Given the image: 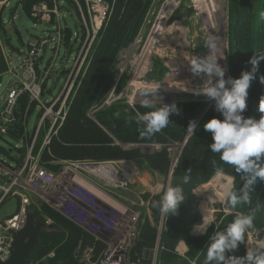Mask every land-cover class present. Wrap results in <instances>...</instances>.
<instances>
[{
	"label": "rangeland",
	"instance_id": "374dc122",
	"mask_svg": "<svg viewBox=\"0 0 264 264\" xmlns=\"http://www.w3.org/2000/svg\"><path fill=\"white\" fill-rule=\"evenodd\" d=\"M25 1L0 0L2 20L0 24V63L2 62L5 67V70L0 73V112L8 82L11 81V74H17L15 68L11 69L12 63L16 67L21 66L26 59L30 44L53 38V41H49L40 55V67L37 66L35 69L37 77L42 78L46 74L48 80L44 86H39V81L35 83L36 90H42L41 99L39 98L41 103L37 101L30 103L29 99H26V108L31 110L26 123L27 134L21 124L12 126L11 130H6L5 134L0 133V170L5 169L6 163L12 164L17 161V165L21 164L25 155L24 150L19 151L22 141L24 145L30 143L36 135L33 155L39 160L40 168L53 175V180L49 184L36 181L22 190L20 196L8 197L0 211V217H5L6 223H10L14 230H19L23 226L25 212H31L39 214L41 221L47 223L48 228L50 226L49 230L47 228L49 232L42 235L40 240L41 244L36 256L41 257L38 260L32 257L30 262L42 264L50 260L48 264H53L58 260L68 261L66 264H100L106 254L117 248L121 252L118 264H159L156 242L153 246L145 247L144 245L140 249L135 247L143 237L139 226L149 224L159 234L164 217L160 215L158 207H153V202L159 200L163 188L170 184L177 165L175 161L179 159L183 151L187 136L192 135L188 132L179 134L184 130L188 119L195 125L215 103L207 96L197 94L208 79L215 81V78L204 74L196 75L192 71L188 79L174 74L178 69L191 70L190 56L206 57L210 54V50L205 47L210 41V36L203 31L197 5L193 0H181L156 34L154 28L158 16L169 0H152L134 41L126 49L132 45L136 47L127 57L123 55L126 49L118 53L113 65L111 86L105 91L103 102H108L110 98H113V101L103 109L122 108L125 114L130 112L137 114L138 107L143 106L141 102L135 103V112L128 105L127 96H130L132 92L142 89H162L161 83L169 86L179 83L180 87L185 86V91L174 95L176 102H156V107L174 105L177 109L176 113L170 114L169 124L165 128L153 136H134L139 143L121 144L123 149L124 145L152 147L150 153H143L137 148L141 154H152L165 148L169 163L166 173L160 174L150 169L143 159L100 162L57 159L58 156H55L51 150L52 139L57 138L58 132L65 124L74 100L87 77L94 53L109 21L112 6L108 19L92 38L87 30L81 27L82 21L71 0L32 1L27 13L23 10ZM214 1L220 14L221 40L226 60V79H228L231 78L230 73L233 70H251L248 61L256 55L254 52L256 48L254 46L251 53L247 54L244 46L251 41L250 37L256 36L257 24L264 25V18L261 17V13L264 12V0H251L245 21L250 16L253 19L252 25L250 26L249 23L247 27L230 21L231 0ZM40 3H44L46 7L45 15L48 17L44 21L33 17L31 12V7ZM58 28L61 32L60 44L56 36ZM170 28L172 30L162 39L160 36ZM157 42H159L158 45H156ZM180 43L183 45L181 46ZM144 47L146 48L142 63L135 68V63ZM79 51H83V54L85 51L87 53L84 59L81 56L76 62ZM120 63H122L119 67L121 72H118L117 67ZM256 74L257 72L255 77ZM19 75L25 76L27 72L25 70L22 72L20 69ZM169 75H174L176 79H168ZM67 81L68 85H66ZM250 88L256 96L261 92L258 84L253 81ZM258 103L259 101L254 98L253 106L244 116L245 118L256 119ZM37 104H41V108L36 107ZM95 111L96 109H90L86 116L99 125L95 119L97 112ZM39 125L40 128L37 129ZM55 154L58 153L55 151ZM99 164H106V167L101 166L98 169ZM107 164H110L112 170L110 167L107 168ZM54 166H59L60 169L55 171L49 168ZM220 176L222 179L227 177L228 181L231 178V188L233 187L231 176L216 173L208 183L193 191L192 206L199 216V222L191 229L193 236H203L208 228H216L225 216L232 213L225 207L226 200L219 203L211 202L201 195L214 184L212 180L217 182L219 179L217 177ZM75 177L80 180L77 181ZM0 181H3L1 175ZM84 182L91 188L83 184ZM94 188L99 191L100 195L94 193ZM42 205L46 208H41ZM241 205L235 209H239ZM48 209L57 214L58 218ZM112 210L116 211V214L111 212ZM221 213L224 215L221 216ZM102 216L106 218L105 226L112 228L108 229L103 237L100 236L103 232L98 229V226L104 223ZM65 221L80 228L87 234V237H78L75 232L67 230L63 224ZM142 241L145 243L144 240ZM261 244H264V225L247 231L243 248L244 255L248 248L259 247ZM181 245L184 246L182 242L179 243L175 252L184 259L185 253L181 254L182 249H179Z\"/></svg>",
	"mask_w": 264,
	"mask_h": 264
},
{
	"label": "trees",
	"instance_id": "16d2710c",
	"mask_svg": "<svg viewBox=\"0 0 264 264\" xmlns=\"http://www.w3.org/2000/svg\"><path fill=\"white\" fill-rule=\"evenodd\" d=\"M32 1L26 0L23 4V10L27 13L28 7L31 6ZM111 8V14L104 33L100 39L99 45L94 53L90 69L87 77L83 82L79 93L77 94L74 103L70 109L69 115L66 119L62 129L58 132L57 138L52 139L51 150L57 159L60 160H89V161H123L143 159L147 166L160 174H165L168 168L169 160L165 148L152 154H141L138 149L124 150L121 144L124 143H139L134 136L142 135V125L137 123L136 113H124V110L116 108L101 109L95 113L94 121L89 119L86 114L92 109L95 110L101 106L105 100V95L108 87L111 86L112 74L114 69V62L118 53L126 49L135 39L138 30L143 22L146 11L152 0H104ZM251 0H231L230 6V21L240 26L252 25V17L246 19V12L249 11ZM261 23V22H260ZM0 24L2 20L0 17ZM259 26V27H258ZM264 25L257 24L256 36L244 46L247 54L251 53V49L255 46L254 51L256 55L264 52ZM242 28V27H241ZM249 41V40H248ZM246 54V55H247ZM244 59V56H242ZM5 70L3 63H0V73ZM249 71V70H247ZM242 71L233 70L230 75L231 78L236 79L240 77ZM264 76V61L259 63L258 71L254 83H257L260 88V94L254 95L252 89H248L247 107L243 116L247 114L253 106L254 98L260 102L264 98V84L260 83V77ZM26 105V98L21 97L19 105L15 110L18 116L21 114ZM259 103L257 104L256 120L262 115L258 111ZM148 109L138 107L137 113L147 112ZM223 117L215 109V103L208 109L204 117L200 120L194 132L187 140L183 151L179 157V163L176 165L173 177L182 179L175 187L182 188L183 202L178 206L175 214H169L164 217L161 230L158 234L156 229L149 224L139 226L142 231V239L136 243L138 249L145 245L153 246L157 243V261L159 264H204L206 252L212 237L218 232H224L227 226L235 219L239 213H253L254 221L252 228H260L264 225V181L257 179L256 183L252 185L250 193L251 202L242 204L239 209H232L225 203V207L232 211L230 215L225 216L223 221L215 227L207 229L203 236H193L191 229L199 222V216L193 209L192 202L194 198L193 191L198 187L208 183L211 178L218 173L217 169L222 168L223 174L233 178L232 189L240 194V188L243 181L240 179L241 174L235 171L234 166L225 164L219 159V154L213 153L210 144L213 142L210 133L206 132L203 125L210 119ZM192 123L190 119L187 120L184 130L179 134L187 132L189 124ZM17 126V124L15 125ZM105 130V131H104ZM153 136V135H151ZM179 138V137H176ZM180 139V138H179ZM55 151L58 154H55ZM264 161V156H262ZM55 171L60 169L59 166L49 167ZM188 175L189 179L184 182L183 177ZM45 209L46 206L42 205ZM48 211L58 218V215L53 211ZM35 218L39 221V214L33 213ZM223 216L224 213H221ZM43 222V221H41ZM45 223V222H43ZM63 223V222H62ZM64 226L67 230H71L79 236L87 237L80 228L74 226L72 223L65 221ZM50 228V226H49ZM48 228V230H49ZM42 231L38 240L39 243L36 250L29 255L28 263L32 257L37 260L40 258L38 253L41 237L49 231ZM62 233V231H60ZM246 237V234H245ZM144 240L145 243L142 241ZM245 241V240H244ZM244 241L239 245L232 255L237 257L244 255ZM183 243L187 248L185 258H180L175 249L179 243ZM183 249V245L179 246ZM227 255V254H226ZM178 261V262H177ZM47 264L50 260L45 261ZM45 262L42 264H45ZM68 261H54L53 264H66Z\"/></svg>",
	"mask_w": 264,
	"mask_h": 264
},
{
	"label": "clouds",
	"instance_id": "9594fccd",
	"mask_svg": "<svg viewBox=\"0 0 264 264\" xmlns=\"http://www.w3.org/2000/svg\"><path fill=\"white\" fill-rule=\"evenodd\" d=\"M264 18V12L261 13ZM210 50L206 57L192 55L189 58L191 71L196 75L204 74L208 79L205 86L198 90L197 94H203L215 102V109L223 119L212 118L203 128L210 133L212 143L211 151L219 154V159L227 165L234 166L240 173L243 185L240 194L228 187L225 190L227 205L235 209L240 204L251 202L249 193L251 186L257 179L264 181V98H261L258 111L262 114L258 120L245 118L243 113L247 107L248 89L255 79L257 67L264 61V52L253 56L248 63L250 71H242L239 78L225 79V70L218 63L217 46L211 40L205 45ZM260 83L264 84V76L260 77ZM144 97L141 105L151 109L144 113H137V123L142 125V135L151 136L169 124V116L176 113L173 106L164 105L156 107L158 99L156 93ZM195 125L190 123L187 129L189 135L194 132ZM178 158L175 164H178ZM218 174H223V169H217ZM189 179L183 177L184 182ZM182 188L172 187L168 184L163 188L158 201L153 202V207L159 208L162 217L175 214L178 206L183 202ZM253 213H239L227 226L224 232H218L212 237L204 259V264H264V244L259 247H250L245 255L237 257L232 255L239 245L245 240V234L253 227ZM227 254V255H226Z\"/></svg>",
	"mask_w": 264,
	"mask_h": 264
},
{
	"label": "built area",
	"instance_id": "2783aa9c",
	"mask_svg": "<svg viewBox=\"0 0 264 264\" xmlns=\"http://www.w3.org/2000/svg\"><path fill=\"white\" fill-rule=\"evenodd\" d=\"M71 2L74 4L77 13L82 21L81 27H84L87 30L88 35L94 38V36L103 27L105 21L109 17V5L104 0H71ZM45 10L46 7L44 3L33 5L31 7L32 16L35 18H39L42 21L46 20L45 18L48 17L45 15ZM57 31V41L58 44H60L61 32L59 31V28L57 29ZM49 41H53V38H51L50 40L43 39L36 43L30 44L28 52L26 53V59L21 66L16 67L12 63L11 69L15 68L17 74H11V81L8 82V89L6 91L4 104L0 112L1 134H5L6 130L10 131L11 127L15 126L16 124H21L22 127L25 128V134H27L26 123L31 110H29V108H26L25 105L24 111L18 116L15 114V110L17 109L19 100L22 96L26 99H29L30 103L33 101L41 103L39 98L41 99L40 93H42V90H36L35 83L36 81H39V86H44L48 78L46 77V74L42 78L37 77L35 69L37 68V66L40 67V55L42 54V52H44ZM87 51H85V53H87ZM82 52L83 51L78 52L79 54L76 57V62L81 58V56L84 59L85 53L83 54ZM20 69H22V72L23 70H25V72H27V75H19ZM35 77L37 78V80ZM66 85H68V81ZM129 106L136 112L134 106ZM36 107L41 108V104H37ZM38 128H40V125L37 127V129ZM35 142L36 135L33 139H31L30 143H26L24 145L22 141L20 150H24L25 155L21 164L18 166L6 164L4 166L5 169L0 170V175L3 179V181H0V211L6 203L8 197L20 196L22 190H25L28 185H32L36 181L49 184L53 180V175L40 168L39 160L37 159V157H35V155H33ZM99 166L105 167L106 164H99ZM14 231L17 230H14L11 227L10 223H6L5 217H0V263L8 260L10 256V249L13 243ZM120 254L121 252L116 248L114 249V251L106 254L101 260L100 264H118L119 260L121 259ZM27 264L39 263L27 262Z\"/></svg>",
	"mask_w": 264,
	"mask_h": 264
},
{
	"label": "bare ground",
	"instance_id": "6f19581e",
	"mask_svg": "<svg viewBox=\"0 0 264 264\" xmlns=\"http://www.w3.org/2000/svg\"><path fill=\"white\" fill-rule=\"evenodd\" d=\"M180 1L181 0H169L163 6V9L161 10V12H160V14L158 16V19H157V22H156V25H155V28H154V32L156 34L159 32L160 28L165 24L166 19L169 16V14L176 8L177 5H179L178 3ZM193 1L195 2V4L197 5L196 7L198 8V10H197L198 11V17H199V21L201 22V25L203 27V31L209 34L210 40L212 42H214L216 44V46H217V50L219 52V54H218V63L224 68V70H225V77L224 78L226 79V60H225V55H224V47L222 45V40H221L220 14L217 11L218 9L216 7L215 1L214 0H193ZM176 26H178V25L176 24ZM171 30H172V28H170L169 30L165 31L160 37L162 38L165 34H168L169 31H171ZM175 30H174V32H175ZM170 34H172V33H170ZM181 35H183V34H181ZM161 41H163V40H161ZM165 42H166V40H165ZM158 44H159V42H157L156 45H158ZM183 44H184V40H183ZM180 45H181V43H180ZM135 47H136V45H132L128 50L123 51V52H125L123 55H125V57H127V55L130 54V51L133 50ZM145 48L146 47H144V49H143L142 53L140 54L137 62L135 63L136 64L135 68L138 67L142 63V59L144 57ZM162 51H163V49H162ZM121 64L122 63L118 64V67H117V71L118 72H121V69L119 68L121 66ZM186 67H188V65ZM178 70L174 74L182 75V76L185 77V79H188L192 75V74L190 75L191 70H187L185 68L184 69H180L179 71ZM167 78L168 79H171V78L176 79V77H174V75H169ZM180 83H181V81H180ZM182 83H184V82H182ZM178 84L175 83V84L170 85V86L168 84H164V86L163 85L161 86L162 89H156V90H145V89L143 90L142 89V90H139L138 92H132V94L130 96L129 95L127 96L128 99H129V105L134 106V105H136L135 103L139 104V102H141V100L144 97H148L149 99H151L152 98L151 96L153 94H155V93H156V95L158 97L156 102H158V101L176 102V100L174 98V95L179 93L180 91H185L184 90L185 86L184 87H180L181 84L180 85H178ZM155 88H157V86ZM186 91H189V90H186ZM112 99L113 98H110V100L108 102L103 103L104 107L109 105V104H111L112 101H113ZM92 116H93V114H92ZM144 149L145 150H149V149H151V147H144ZM131 168H133V167H131ZM75 178H76L77 181L80 180L77 177H75ZM217 178H219L218 181L216 182L215 180H212L214 184H212L210 186V189H208L207 191L202 192L201 195L203 197L209 199V201H211V202H218L219 203V202H224L226 200V198H225V190L228 187H231V180H230L231 178H229V181H228L227 177L222 179V177L220 176V177H217ZM83 184H86V183L84 182ZM86 186H88V185L86 184ZM88 187H90V186H88ZM94 193L97 194V195H100L99 191L96 190L95 188H94Z\"/></svg>",
	"mask_w": 264,
	"mask_h": 264
},
{
	"label": "water",
	"instance_id": "95a60500",
	"mask_svg": "<svg viewBox=\"0 0 264 264\" xmlns=\"http://www.w3.org/2000/svg\"><path fill=\"white\" fill-rule=\"evenodd\" d=\"M162 85H164V83H161V86ZM103 108L104 105L102 104L96 109V111H99ZM198 122L199 121L196 122L195 127L198 125ZM188 137L189 136H187L186 141ZM124 147V150L138 148L143 153H150L152 151V147L148 145H124ZM144 147H151V149L145 150ZM181 182V178L176 176L171 177L170 184L172 187H175L178 183ZM47 228V223L39 221L37 218H35L33 213L25 212L23 227L13 232V243L10 249V256L8 260L0 264H27L29 255L36 250V247L39 243V234L42 231L47 230Z\"/></svg>",
	"mask_w": 264,
	"mask_h": 264
},
{
	"label": "crops",
	"instance_id": "0c3cea01",
	"mask_svg": "<svg viewBox=\"0 0 264 264\" xmlns=\"http://www.w3.org/2000/svg\"><path fill=\"white\" fill-rule=\"evenodd\" d=\"M47 81V80H46ZM19 151H21V150H19ZM17 162V161H16ZM16 162H14V163H12V165H15V166H18L17 164H16ZM7 164V163H6ZM8 165H10V164H8ZM20 165V164H19ZM112 165V164H111ZM106 167V166H105ZM111 168V166H110V164H107V168ZM100 168V166H98V169ZM97 169V170H98ZM95 174V173H94ZM98 173H96L95 175H97ZM98 175H100V174H98ZM73 179H74V177H73ZM98 197V196H97ZM111 212H113V213H115L116 214V211H114V210H112ZM108 215H110L109 213H108ZM102 219H103V224L102 225H100V226H98V229L101 231V232H103V234H101L100 236L101 237H103L104 236V234H106V232H108V229H112V228H110V227H106L105 226V223H107L106 222V218L104 217V216H102ZM104 225V226H103ZM183 249H182V251L180 252L181 254H184V253H186V251H187V248L185 247V245L182 247Z\"/></svg>",
	"mask_w": 264,
	"mask_h": 264
}]
</instances>
